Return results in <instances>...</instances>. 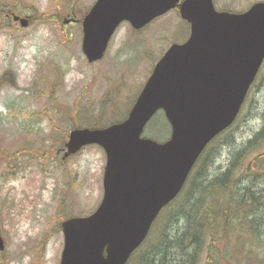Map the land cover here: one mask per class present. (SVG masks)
I'll return each mask as SVG.
<instances>
[{
    "label": "rangeland",
    "instance_id": "obj_1",
    "mask_svg": "<svg viewBox=\"0 0 264 264\" xmlns=\"http://www.w3.org/2000/svg\"><path fill=\"white\" fill-rule=\"evenodd\" d=\"M95 1L0 0V148L11 151L0 157V231L7 246L0 251V264H60L64 235L58 225L62 217L86 216L98 207L104 193L106 154L102 147L92 145L62 163L57 149L75 126L89 127L86 124L96 118L100 124L121 120L158 58L170 44L189 35L190 27L177 10L155 19L142 31L124 22L103 61L89 64L82 51L81 25L60 27L55 22L32 21L22 28L6 16L7 10L33 17L36 10L62 8L69 20L81 19ZM257 1L262 0L215 3L220 10L242 12ZM113 103L118 105L116 109ZM79 104L84 108L78 110ZM262 126L264 66L229 134L234 146L228 144V135L220 137L214 143L218 148L208 150L207 158L203 155L206 170L221 172L233 153ZM160 127V136L165 138L168 126ZM42 150L43 158L38 157ZM10 166L16 169L14 174ZM241 185L264 193V167L258 168L254 162ZM191 191L189 186L181 197L189 198ZM176 207L167 209L174 214ZM168 210L153 235L167 224ZM176 218L168 222V235ZM179 223L184 225L182 220ZM247 234L217 237L218 247L230 248L220 264H264V246Z\"/></svg>",
    "mask_w": 264,
    "mask_h": 264
},
{
    "label": "water",
    "instance_id": "obj_2",
    "mask_svg": "<svg viewBox=\"0 0 264 264\" xmlns=\"http://www.w3.org/2000/svg\"><path fill=\"white\" fill-rule=\"evenodd\" d=\"M175 8L191 35L156 64L127 119L70 133L67 156L98 144L107 163L98 209L62 223L61 264H126L205 147L236 120L264 62V2L231 13L218 11L214 0H97L82 20L87 60L103 58L123 22L140 29ZM18 19L24 27L29 23ZM160 110L172 128L162 143L142 137Z\"/></svg>",
    "mask_w": 264,
    "mask_h": 264
},
{
    "label": "trees",
    "instance_id": "obj_3",
    "mask_svg": "<svg viewBox=\"0 0 264 264\" xmlns=\"http://www.w3.org/2000/svg\"><path fill=\"white\" fill-rule=\"evenodd\" d=\"M2 9L0 4V15ZM34 14L35 23L61 24L65 11L62 8L52 12L36 10ZM80 108L83 109V105L79 104L78 110ZM156 123L159 125L155 129ZM98 124L100 119L96 118L91 119L86 126L95 127ZM161 124L168 125L162 113L150 122L148 134L153 138H160ZM231 130L232 127L223 135H228V144L234 146L235 141L229 136ZM223 135L217 137L208 147L209 152L218 148V144L214 146V143ZM9 152L11 151L0 148V157H6ZM208 153L205 158L209 156ZM43 154V150L39 151L38 157L44 156ZM205 158H202L198 172L196 170L192 173L183 189L181 195L186 188L192 187L189 198L180 196L172 203V206H177V211L174 214L173 211L168 212L167 224L155 235H150L127 264H219L218 260L223 259L224 253L219 251L216 239L232 232L245 231L253 242L264 246V193L241 185L254 162L258 168L264 167V126L242 143L221 172L210 174L207 167L205 168ZM11 168L14 174L16 169ZM201 170L204 171L199 172ZM176 217H179L177 223L173 224L174 227H171L168 235V222ZM180 220L184 222L183 226L179 223ZM57 229L61 230L60 224Z\"/></svg>",
    "mask_w": 264,
    "mask_h": 264
},
{
    "label": "flooded vegetation",
    "instance_id": "obj_4",
    "mask_svg": "<svg viewBox=\"0 0 264 264\" xmlns=\"http://www.w3.org/2000/svg\"><path fill=\"white\" fill-rule=\"evenodd\" d=\"M11 12H12V11H11ZM11 12H10V13H11ZM57 154L61 156V159H62L63 161H66L67 159H69V158H64V155H65V150H64V148H58V149H57Z\"/></svg>",
    "mask_w": 264,
    "mask_h": 264
}]
</instances>
